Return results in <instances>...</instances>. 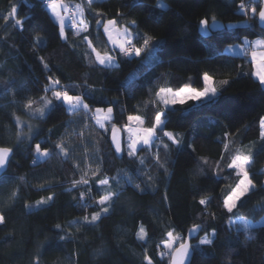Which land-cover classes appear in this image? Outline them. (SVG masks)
<instances>
[{"label":"trees","instance_id":"trees-1","mask_svg":"<svg viewBox=\"0 0 264 264\" xmlns=\"http://www.w3.org/2000/svg\"><path fill=\"white\" fill-rule=\"evenodd\" d=\"M50 2L0 0V147L13 149L0 175V215L5 217L0 264H148L146 256L152 264H168L166 233L186 237L193 224L203 230L192 244L205 233L214 235V243L195 252L191 264H264V222L248 230L231 223L264 218V89L246 52L239 57L223 51L243 38H264L257 14L239 11L241 0H163L164 7L156 0H59L67 8L66 39H61ZM244 2L258 13L260 0ZM13 6L24 21L22 29L4 19ZM78 10L83 16L76 15ZM73 16L78 28L87 24V31L75 34L67 26ZM109 19L124 27L135 20L134 34L153 37L149 48L140 57L121 55L113 66L99 65L83 37L97 51L115 55L96 23ZM201 19L223 23L221 31H209L218 40L199 31ZM136 46L143 47L142 40ZM204 73L222 94L213 102L169 106L173 111L164 131L183 138L179 149L158 132L159 138L140 146L135 156L128 155L124 136L121 152L115 151V129L123 135L128 116H139L144 127H151L155 112L165 110L156 92L203 87ZM49 76L82 95L89 108L72 111L56 102L51 91H44ZM41 98L53 106L44 118L34 117L43 107ZM107 107L113 108L112 118L101 128L93 110ZM36 143L50 155L37 159ZM238 152L251 155L255 188L235 214H228L222 199L238 177L227 164ZM82 178L87 185L75 183ZM100 179L109 184L100 186ZM108 192L114 193L109 212L94 223L84 221L100 210L96 201ZM49 196L53 199L38 203ZM201 198L211 203L202 206ZM141 225L144 240L137 238Z\"/></svg>","mask_w":264,"mask_h":264},{"label":"snow or ice","instance_id":"snow-or-ice-1","mask_svg":"<svg viewBox=\"0 0 264 264\" xmlns=\"http://www.w3.org/2000/svg\"><path fill=\"white\" fill-rule=\"evenodd\" d=\"M91 3V0H89ZM260 7L258 11L259 20L264 22V0H260ZM50 8L54 13L56 19L59 22V37L61 39H66L65 37V27H64V17L60 15L58 9L64 8L67 10L65 5H62L59 0H51ZM79 9V6H77ZM239 11L246 12L251 11V13L255 16L257 14V7L252 6L249 9V5H247L244 0H241L239 4ZM18 8L13 6L11 8V12L8 16L4 17L7 22L9 19L14 20L15 25L22 29L24 21L17 18ZM79 15L83 16V11H79ZM73 22H76L75 16L72 17ZM80 23L84 24L83 21ZM98 26L103 27L104 33L108 34L109 39L113 45V50H115V55L111 54V52H105L101 54L100 51H97L95 47L92 46L91 41H89L88 37L85 36L83 39L88 43L91 52L95 55L96 62L101 66L110 65L115 62V60L123 55V56H136L140 57L141 53L149 48L150 44L153 41V37L151 35H141L139 33L134 34V28L138 27L135 20L131 21L127 26L123 28L122 31H118V35L122 36L123 39L120 41L112 40V32L117 31L115 25L117 24L116 20H107L103 22L102 20L96 21ZM207 19H201L199 21V25L208 26ZM213 27L216 26L215 21L212 24ZM87 24H84V27L77 28V34L80 32L87 31ZM142 40L143 47L136 46L139 41ZM258 45H264V40L257 41ZM256 52L252 53L253 59H256ZM41 62L43 63V58H41ZM44 67L47 69L48 65L44 64ZM259 80V85L262 89H264V64H262L257 72L255 73ZM48 83L44 89L45 92L51 91L56 102H62L64 105H67L69 109L72 111H76L79 108H83L87 110L89 105L85 103V98L82 95L71 94L69 90L61 86V81L59 78H52L49 76L47 78ZM223 84H227L228 81H223ZM202 84L203 87L198 89L196 87H191L188 85L180 87L178 90H173L172 88H160L156 92V96L159 97V101L165 106L164 111H156L154 116V123L151 127H142L139 129H131L130 132H135L136 138L133 139L131 136L129 137L130 142L127 144L128 155L135 156L137 151V145L142 143L143 145H151L154 139H158V132H162L163 137H166L172 144L176 145L177 148L182 145V137L177 138V136L172 131H164L167 126V120L169 113L173 111L169 106H175L177 104L184 105L186 102H194V103H203L204 101L213 102L214 98H218L222 94V90L218 91L216 87L213 86V77L207 73H204L202 76ZM40 103L43 107L34 110L33 116L38 118H44L46 115V110L53 106L52 100H47L41 98ZM27 108L33 107V101L29 100ZM102 110L100 108L96 109V113H100ZM109 115L113 112V108L109 107L107 109ZM129 121H136L139 124H142L143 121L139 116H128ZM17 123H20L19 119H17ZM96 123L100 125L101 128L104 127V124L101 121L99 115L96 116ZM260 136L261 140L264 141V118L260 121ZM227 135V134H226ZM113 142L115 143V151L117 153L121 152V143L116 142L115 136H113ZM164 148H168V144L163 145ZM57 147H60L57 145ZM63 151V149L61 148ZM34 151L36 153L37 159L42 157H47L50 155L49 149L42 148L41 143H36L34 146ZM13 154V149L9 147H0V169H4L10 163L11 155ZM158 160V157H157ZM206 164L207 161L205 160ZM252 163L250 154H243L238 152L235 154L230 162L227 164V168L236 172L238 177V182L231 187L227 193L223 196L222 206L226 213L235 214L234 210L238 208V205L242 202L243 198L246 197L251 190L255 188L253 183V179L250 176L249 168ZM220 165H218V168ZM95 175V173H93ZM219 175V172L216 173ZM76 184H88L87 180L83 178L80 181H76ZM100 186H106L109 184L108 179H100L98 181ZM83 193H81V197H83ZM114 193L108 192L107 194L101 195L99 199L96 201V204L100 206V210L94 212L91 215L89 220L88 216H85L83 219L86 222L94 223L101 219V215L103 213L109 212V205L113 200ZM53 198L49 196L47 200L38 201L40 204H45ZM198 203L202 206H207L211 203V198H201ZM5 222V217L0 215V224ZM60 228V225L56 226ZM203 230L202 224H193L191 228L187 229V238L183 235H179L174 233V231H168L166 233L167 239L163 241V248L166 250V254L171 259V264H191L192 256L195 252L202 250V246H210L214 243V235L210 238L208 233H205L202 237L199 238L197 244H192L191 239L195 238L196 234ZM147 237L146 229L143 225L140 226L139 232L137 233V238L140 240H144ZM64 239V237H61ZM165 253H161L163 256ZM148 264H152V260L150 257H145Z\"/></svg>","mask_w":264,"mask_h":264},{"label":"rangeland","instance_id":"rangeland-1","mask_svg":"<svg viewBox=\"0 0 264 264\" xmlns=\"http://www.w3.org/2000/svg\"><path fill=\"white\" fill-rule=\"evenodd\" d=\"M156 1H157V5L162 6V7L166 6L165 3L163 2V0H156ZM62 5H63V4H62ZM48 8H49V11H50V13H51L53 19L57 22V24H58V26H59V22H58V20L56 19L54 13L52 12V10H51V8H50V5H48ZM58 11L60 12V15L64 17V20H65L64 27L66 28V18H65V16L63 15L64 8H60V9H58ZM78 11H79V10H78ZM78 14H79V12H76V15H78ZM109 20H110V19H109ZM111 20H113V19H111ZM105 22H106V21H105ZM115 28H116L117 31H113V32H112L111 39H112V40H116V41H120V40L123 39V37L120 36V35H118V31H122L123 28H124V26H119V25L116 24V25H115ZM102 30H103V27H102ZM199 31H200L204 36L210 34L209 29H208V26H201V25H199ZM103 32H104V31H103ZM104 34L106 35V37H107V39H108L110 45H111L112 48H113V45H112V43H111V40H110L109 37H108V34H106V33H104ZM65 36H66V31H65ZM262 39L264 40V38H262ZM253 40H254V39H253ZM249 43H250V41H249L247 38H243V41H242L241 43L227 44V45H225V47H226V49H228V50H230V49L232 48L233 50H238V52H243V48H244L245 46H248ZM255 43H256V42H254V45H255ZM245 50L247 51V49H245ZM224 52H225V51H224ZM227 53H228V52H227ZM101 54H104V53H101ZM229 54H232V53H229ZM232 55H235V54H232ZM235 56H236V55H235ZM239 57H240V56H239ZM113 65H115V62L112 63V64H110V65H106V66H113ZM260 66H261V65H257V67H256V69H255L256 72H257V70H258V68H259ZM164 68H165V67H163V69H164ZM191 87H193V86H191ZM108 108H109V107H107V108H100L102 111H101L100 113H98V114L96 113V109H97V108H95V109L93 110V120H94V122H95V124H96L97 126L100 127V125L96 123V116H97V115L100 116L101 121H102L103 124H105L109 119L112 118V113L109 115V113L107 112V109H108ZM142 127H144V126H143V123H142V124H139V123H137L136 121H129V120L127 119L126 125H125V127L123 128V132H124V134L122 135V133H121V131H120L119 129H115V134H114V136L117 138V140H118L119 143H121V144H122V142H123V136H124V137L126 138L125 141H127V144H128V143L130 142V140H129V137H130V136H131L133 139L136 138V134H135V132H134V131H133V132H130V131H129V128L135 130V129H139V128H142ZM153 141H154V140H153ZM140 146H146V145H143L142 143L138 144V145H137V150H138V148H139ZM148 146H150V145H148ZM243 154H248V153H243ZM263 174H264V168H263ZM263 186H264V180H263ZM263 222H264V218L258 220L257 222H252V221H250L249 219H246V218H236V219L233 220L231 223H232V225H234L235 227H238V228H240V229H242V230H248V229H251V228H253V227H256V226L262 224ZM165 251H166V250H165Z\"/></svg>","mask_w":264,"mask_h":264},{"label":"crops","instance_id":"crops-1","mask_svg":"<svg viewBox=\"0 0 264 264\" xmlns=\"http://www.w3.org/2000/svg\"><path fill=\"white\" fill-rule=\"evenodd\" d=\"M205 37H211L212 38L213 36H210L208 34V35H205ZM213 38H216V37H213ZM259 40H263V39L262 38H256L254 40H251L249 43V49L246 51L245 48H243V52H238V50H233L232 48L230 50L226 49V47L223 48V51L235 54L236 56H243V54L246 52L248 54V60L252 63V66H253V75L257 80H258V78L255 75V73H256L255 69H256L257 65L264 64V45H258L257 41H259ZM254 42H256L255 45H254ZM253 52H256V54H257L255 60L253 59V56H252ZM160 66H163V65L158 66L159 68H162ZM166 67H167V65H166ZM196 88L200 89L202 87H196Z\"/></svg>","mask_w":264,"mask_h":264},{"label":"water","instance_id":"water-1","mask_svg":"<svg viewBox=\"0 0 264 264\" xmlns=\"http://www.w3.org/2000/svg\"><path fill=\"white\" fill-rule=\"evenodd\" d=\"M260 6H261V5H260ZM258 11H259V10H258ZM256 20H257V25H258V27H259L261 30L264 31V22H261V21L259 20L258 13H257ZM212 24H213V22H211V23L208 25V29H209V31L212 32V33H215V32H218V31H221V30L224 28L223 23H221V22H219V21H215V24H216L215 27H213ZM5 169H6V168H4V169H0V175H2V173L5 171ZM197 235H198V234H196V236H197ZM196 236H195V237H196ZM185 238H187V234H186V237H185ZM193 239H194V238H193ZM193 239H191V240H193ZM190 242H191V241H190ZM168 264H171V259H169V263H168Z\"/></svg>","mask_w":264,"mask_h":264},{"label":"built area","instance_id":"built-area-1","mask_svg":"<svg viewBox=\"0 0 264 264\" xmlns=\"http://www.w3.org/2000/svg\"><path fill=\"white\" fill-rule=\"evenodd\" d=\"M70 12H72V10H69ZM244 14H246V12H243ZM70 29H72L73 30V32L75 33V34H77V26L75 25V23L74 22H69L68 23V25H67Z\"/></svg>","mask_w":264,"mask_h":264}]
</instances>
